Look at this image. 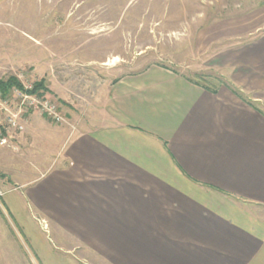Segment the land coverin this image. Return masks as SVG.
Masks as SVG:
<instances>
[{
    "label": "crops",
    "instance_id": "crops-1",
    "mask_svg": "<svg viewBox=\"0 0 264 264\" xmlns=\"http://www.w3.org/2000/svg\"><path fill=\"white\" fill-rule=\"evenodd\" d=\"M220 64L241 96L224 73L211 86L154 62L70 101L50 83L69 123L55 126L44 169L3 189L0 208L38 205L81 264H264V31ZM34 117L23 143L39 134ZM12 232L10 249L23 247ZM0 252V264H17Z\"/></svg>",
    "mask_w": 264,
    "mask_h": 264
},
{
    "label": "rangeland",
    "instance_id": "rangeland-1",
    "mask_svg": "<svg viewBox=\"0 0 264 264\" xmlns=\"http://www.w3.org/2000/svg\"><path fill=\"white\" fill-rule=\"evenodd\" d=\"M263 31L264 0L0 1V78L14 76L32 85L42 81L46 92L36 93L55 102L64 118L58 122L37 111L25 114L24 130L13 135L16 148L0 146V190L29 180L55 154V126L69 119L60 99L48 92L50 83L66 90L70 101L69 94L96 91L102 78L154 62L211 86L227 75L226 84L238 88L228 81L229 68L221 67V60ZM32 115L39 134L23 143ZM9 204L12 213L0 208V246L18 257L17 264L29 257L41 264H81V250L75 255L64 251L65 239L75 242L56 220L35 203ZM11 214L19 219V229ZM22 215L28 222L20 221ZM12 227L25 234L19 237L23 247L12 243L10 249ZM2 261L6 264L5 256Z\"/></svg>",
    "mask_w": 264,
    "mask_h": 264
},
{
    "label": "built area",
    "instance_id": "built-area-1",
    "mask_svg": "<svg viewBox=\"0 0 264 264\" xmlns=\"http://www.w3.org/2000/svg\"><path fill=\"white\" fill-rule=\"evenodd\" d=\"M20 86H12L6 95L0 93V146L16 148L14 133L22 132L26 126L28 111L44 114L54 121H64L55 102L32 92V84L16 78ZM3 190H0V197Z\"/></svg>",
    "mask_w": 264,
    "mask_h": 264
},
{
    "label": "trees",
    "instance_id": "trees-1",
    "mask_svg": "<svg viewBox=\"0 0 264 264\" xmlns=\"http://www.w3.org/2000/svg\"><path fill=\"white\" fill-rule=\"evenodd\" d=\"M190 79H192L196 82H201L200 80H197V79H193V78H190ZM12 86H20V83L16 79V77L8 76L7 78H0V93L2 95H6ZM227 87L230 88L236 95L241 96V93L238 91V89L236 87L234 88L230 85H227ZM42 91L46 92V90H43V82L38 81V82L34 83L33 88H32V92L42 93Z\"/></svg>",
    "mask_w": 264,
    "mask_h": 264
}]
</instances>
